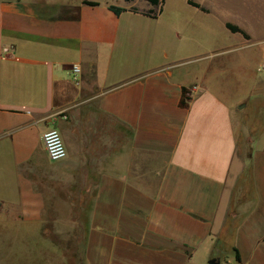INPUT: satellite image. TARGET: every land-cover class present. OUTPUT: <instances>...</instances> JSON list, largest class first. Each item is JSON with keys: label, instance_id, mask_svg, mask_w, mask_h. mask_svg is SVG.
Listing matches in <instances>:
<instances>
[{"label": "crops", "instance_id": "crops-1", "mask_svg": "<svg viewBox=\"0 0 264 264\" xmlns=\"http://www.w3.org/2000/svg\"><path fill=\"white\" fill-rule=\"evenodd\" d=\"M92 1L0 0V240L17 264H264V43L256 72L237 40L179 60L162 12ZM81 229V255L49 247Z\"/></svg>", "mask_w": 264, "mask_h": 264}, {"label": "rangeland", "instance_id": "rangeland-1", "mask_svg": "<svg viewBox=\"0 0 264 264\" xmlns=\"http://www.w3.org/2000/svg\"><path fill=\"white\" fill-rule=\"evenodd\" d=\"M49 2H63V3H77L80 0H48ZM122 6L135 5L141 10L146 12L156 11L161 13V17L153 19L154 31L160 33L164 37L172 35L177 31L178 38L176 41L171 40L168 44L171 54L178 57L179 60H185L190 58L193 54L199 53L201 50H212L220 45L230 44L237 40L240 47L237 49L238 54H246V63L240 66L241 71L256 72V68L259 63L262 62L261 46L264 41L260 39L264 38V0H193L199 3L206 10L203 11L199 7L192 5L188 0H163L160 4L153 5L148 0H112ZM162 9V10H161ZM224 19H232L245 26L246 31L250 34L246 36L249 40L241 39V35L232 34L224 25ZM245 40V41H243ZM263 40V39H262ZM241 42V43H240ZM206 52V51H205ZM182 58V59H181ZM191 59V58H190ZM233 72L227 76H232ZM231 79V78H229ZM228 79V80H229ZM227 80V81H228ZM235 88V84L233 85ZM239 92L245 91V88ZM84 231H80V245L76 244H63L50 245L57 247L59 250L74 251L75 253L83 252L84 247ZM53 238L59 242V238L56 234ZM9 239V238H8ZM7 238L0 240V252H9L14 254L10 255L8 259L0 260L3 264H17L16 254L21 252L20 243L11 244ZM27 244V250L33 249V252L37 253L39 250L46 248L44 242H35L31 245ZM30 247V248H29ZM69 248L70 250H68ZM54 249V248H53ZM75 249V250H74ZM225 255V253H224ZM57 259H50L49 264H57ZM28 264H46L44 260L37 258L29 260Z\"/></svg>", "mask_w": 264, "mask_h": 264}, {"label": "built area", "instance_id": "built-area-1", "mask_svg": "<svg viewBox=\"0 0 264 264\" xmlns=\"http://www.w3.org/2000/svg\"><path fill=\"white\" fill-rule=\"evenodd\" d=\"M264 68L262 63L259 69ZM82 69L79 64L72 65V74L75 80L79 79ZM67 116H65L66 118ZM43 143L47 154L51 160L57 161L64 159L67 154V146L62 135V132L57 127H51L43 133Z\"/></svg>", "mask_w": 264, "mask_h": 264}, {"label": "trees", "instance_id": "trees-1", "mask_svg": "<svg viewBox=\"0 0 264 264\" xmlns=\"http://www.w3.org/2000/svg\"><path fill=\"white\" fill-rule=\"evenodd\" d=\"M151 4L153 5H157V4H160L163 0H148ZM85 3H88V4H91V5H97L98 2L96 1H92V0H84ZM188 2L192 5H195L197 7H199L201 10L205 11L206 9L204 7H202L199 3L193 1V0H188ZM110 8L117 14H120L121 12L125 11L126 8L124 7H121V6H116V5H111ZM162 10V9H161ZM149 14H151L152 16H155L157 13L156 11H150ZM226 26L232 30L233 32H241L242 34H244L245 36H247V33L241 28L239 27L238 25L232 23V22H227L226 23ZM187 88H183V94H182V97L180 99V105L181 106H187L188 105V100H189V97L187 95ZM236 258L238 260H240V255L238 253V251L236 250Z\"/></svg>", "mask_w": 264, "mask_h": 264}, {"label": "water", "instance_id": "water-1", "mask_svg": "<svg viewBox=\"0 0 264 264\" xmlns=\"http://www.w3.org/2000/svg\"><path fill=\"white\" fill-rule=\"evenodd\" d=\"M211 264H220V261L218 259H212L210 261Z\"/></svg>", "mask_w": 264, "mask_h": 264}]
</instances>
